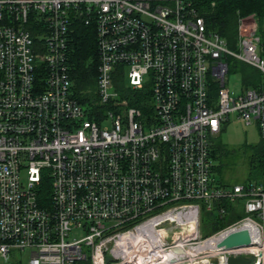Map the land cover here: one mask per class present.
Instances as JSON below:
<instances>
[{"label": "built area", "instance_id": "2783aa9c", "mask_svg": "<svg viewBox=\"0 0 264 264\" xmlns=\"http://www.w3.org/2000/svg\"><path fill=\"white\" fill-rule=\"evenodd\" d=\"M77 24L95 30L102 117L74 97ZM238 41L240 54L188 0H0L3 264L25 251L20 264H183L175 249L205 241L203 212L223 219L238 203L246 216L213 237L264 229V184L222 186L214 174L213 141L231 115L264 141V81L236 94L226 85L230 57L264 77L257 19H239ZM121 67L128 88H150L149 113L120 99ZM168 218L197 232L167 246L155 225ZM230 254L264 264V239Z\"/></svg>", "mask_w": 264, "mask_h": 264}, {"label": "trees", "instance_id": "16d2710c", "mask_svg": "<svg viewBox=\"0 0 264 264\" xmlns=\"http://www.w3.org/2000/svg\"><path fill=\"white\" fill-rule=\"evenodd\" d=\"M188 1H190L193 6L197 7L200 16H202L205 20L207 29L220 34L228 41L229 44L234 38H236L239 18H241V16L255 14L258 19L259 35L261 37V55L264 57V0ZM73 29L69 64L74 97L85 107L90 105L89 109L92 114L102 117L107 106L101 107L96 104L98 101V67L96 63L97 42L95 30L91 26L87 27L82 24H77ZM121 69V74L118 78H122L124 82L125 78L123 75V67H121ZM258 74L260 81L258 82V85L254 84L252 86L259 87L264 81L262 73L258 71ZM246 89L253 88L247 87ZM116 90L120 93V99H126L129 106L141 109L143 115L149 113L148 101L151 95L149 87H145L141 90H134L128 88L127 85L126 87H123L122 83V86L116 85ZM217 92L218 86L215 85L213 88V95L216 96ZM242 151L246 156H248L246 160L248 175L244 184H264V141L261 140L254 145H246ZM230 155V151L222 144H213L212 157L214 163H216L214 173L218 171L219 174L222 175V170L224 169V159L228 158ZM217 182L221 184L220 181L217 180ZM222 186L230 185L223 184ZM48 191L49 190L46 188H43L42 191H40L39 197L42 205L50 202L51 194ZM206 213L207 214L205 215H207L209 221L207 223L208 227L204 231V238L211 237L220 230L226 228L228 225L233 224V222H237L246 216L242 204L228 206V215H226L223 219H220L219 216L213 212ZM76 264H86V262H78Z\"/></svg>", "mask_w": 264, "mask_h": 264}, {"label": "rangeland", "instance_id": "374dc122", "mask_svg": "<svg viewBox=\"0 0 264 264\" xmlns=\"http://www.w3.org/2000/svg\"><path fill=\"white\" fill-rule=\"evenodd\" d=\"M242 18H244L246 20L257 19L255 14H251L248 16H241V19ZM238 25H239V20H238ZM228 46H229L230 50L236 54H240L242 52L240 45H239V41H238V30H237L236 38H234L230 42V44L228 43ZM96 63H97V67H98L97 47H96ZM228 64H229V72H228V78L226 81V85L233 92V94L238 93L240 88H245V89L247 87L258 88V86H252V85H254V84L258 85V82L260 81V77L258 74L259 70H257L256 68L248 65L247 63H245V62H243V61H241L235 57H230L228 60ZM126 72H127V70L125 69V73ZM118 76H115L116 85L122 86V83H123V87L124 86L126 87L128 82L126 80L123 82L122 78H120V77L118 78ZM97 90H98V88H97ZM89 106L90 105H87V110L90 112ZM105 126L109 127L110 125L106 124ZM261 140L262 139H261L260 134H259L258 126L255 123L250 125V126H246L243 122L238 120V118L235 114L231 115L229 121L225 122L224 127H223V131H222L221 135L219 136V138L213 141V143L222 144L231 153V155L228 156V158L224 159V164H223L224 169L222 170V175H220L218 171H216L214 173L216 179L218 181H220L221 184L222 183L228 184L230 186L237 185V184H244V182L247 180V175H248V166L246 164V160H247L248 156H246L243 153L242 149L246 145H254V144H257L258 142H260ZM215 165H216V163H214V167H215ZM22 176H23V180L26 182V173L23 172ZM48 189L50 190V186H48ZM238 204H240V203H238ZM205 214H207V213L204 211L203 215L201 217V224H200V228H199L200 229V233H199L200 234V240H203V241L207 239V238H204V234H205L204 231L208 227L207 223L209 221L207 215H205ZM214 214L218 215L216 212H214ZM226 215H228V213ZM234 223H236V221L233 222V224ZM233 224H230L227 227H229ZM261 232L263 234L262 239H264V229L261 228ZM80 236H81L80 233H76L74 235V237H77V238H80ZM205 245H209V243L207 242L203 246H205ZM197 246H199V245H194L193 247H197ZM239 250H241V252H243L244 248H243V250L242 249H239ZM191 251H193V250H191ZM17 256L22 257L23 262H27L30 258V253L28 251H25L21 254H19L18 252L17 253L14 252L13 257H12V261L10 264H18V261L15 258ZM206 257H207L206 255H201L199 257L189 256V257L184 259L183 264H192L196 260H200V259H203ZM0 264H3L1 259H0Z\"/></svg>", "mask_w": 264, "mask_h": 264}, {"label": "water", "instance_id": "95a60500", "mask_svg": "<svg viewBox=\"0 0 264 264\" xmlns=\"http://www.w3.org/2000/svg\"><path fill=\"white\" fill-rule=\"evenodd\" d=\"M250 225L255 226L253 224ZM255 227L260 231L258 237H255L252 232L246 228V224H244L241 228L229 231L219 237L211 236L207 238L203 244L189 248L187 252L182 249H175V253L180 255V259H178L179 256L177 259L180 261L189 256L199 257L201 255H206V258L196 260L192 264H251V260L248 258L236 254H230V252L243 248L261 246L263 234L259 227ZM155 229L162 242L167 246H172L179 240L190 238L197 232L195 222L180 224L173 218H168L157 223ZM212 240L217 241L216 247L213 250L194 251L195 253L191 251ZM177 259L173 260V262H177ZM261 259L262 255L259 254L258 260Z\"/></svg>", "mask_w": 264, "mask_h": 264}, {"label": "bare ground", "instance_id": "6f19581e", "mask_svg": "<svg viewBox=\"0 0 264 264\" xmlns=\"http://www.w3.org/2000/svg\"><path fill=\"white\" fill-rule=\"evenodd\" d=\"M246 228L249 229L255 237H258V235L260 234V231L255 226H252L250 224H246ZM208 243H209V245H205V246H201V247H198L196 249H193V252L194 251L198 252V251H203V250H209V249L213 250L216 247L217 241L212 240V241H209Z\"/></svg>", "mask_w": 264, "mask_h": 264}]
</instances>
